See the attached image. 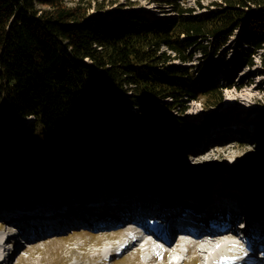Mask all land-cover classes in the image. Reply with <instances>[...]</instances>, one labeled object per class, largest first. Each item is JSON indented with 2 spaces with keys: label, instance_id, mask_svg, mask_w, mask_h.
Masks as SVG:
<instances>
[{
  "label": "trees",
  "instance_id": "16d2710c",
  "mask_svg": "<svg viewBox=\"0 0 264 264\" xmlns=\"http://www.w3.org/2000/svg\"><path fill=\"white\" fill-rule=\"evenodd\" d=\"M106 1L0 0L1 199L49 194L44 180L61 182L62 191L73 178L85 190L77 156L86 177L113 169L119 154L123 164L131 157L154 171V158L203 136L208 122L190 128L183 118L189 101L224 100L223 86L197 83L205 65L195 69V54L224 60L220 51L238 29L252 47L243 55L248 65L264 47V0H213L202 13L166 0L175 14L154 18L105 13ZM39 127L68 131L69 150L29 152Z\"/></svg>",
  "mask_w": 264,
  "mask_h": 264
},
{
  "label": "rangeland",
  "instance_id": "374dc122",
  "mask_svg": "<svg viewBox=\"0 0 264 264\" xmlns=\"http://www.w3.org/2000/svg\"><path fill=\"white\" fill-rule=\"evenodd\" d=\"M165 1L107 0L104 11L113 14L118 11H123V13L135 11L151 18L175 14L173 6ZM184 1L185 5L194 7L195 13H202L209 10L208 7L213 0ZM198 1L202 6L198 4ZM247 41L248 38L244 36L241 29H238L220 51V54L226 53L224 60L213 58L211 62H208L209 57L197 52L194 61L191 62L195 69H198L201 63L205 65V68L197 73L198 84L203 81L219 84L224 88L222 89L224 100L221 105L206 107V100L203 98L189 101V108L183 114V118L190 123V128L195 124L208 122L207 127L202 125L204 134L199 140L191 143L189 138H185L180 148L173 149L172 152L169 149L168 153L154 158V173L149 176H146L148 174L144 171L142 164L138 161H129L132 160L131 157L126 159L129 164H123V159L119 154L114 159H112L113 156L110 159V162L114 163L113 169L99 170L95 176L89 179L81 170L80 157L77 156L74 166L78 171L75 176L80 178L76 179L86 180L87 186L91 182L94 185L97 181L95 188L99 189V185L108 184L105 177H109V180L115 184L121 179L134 175L133 178L140 179L142 182L150 180L149 185L146 186L151 188L154 185L152 180L160 178H166L167 181L170 177L176 178L177 176L179 181L188 183L208 177L206 178L208 180L222 181L223 184H226L223 190L232 193L248 195L247 192L253 189V193L249 195L258 199L259 205L264 204V175L260 170L264 161V148L261 146V142L264 140V126H259L258 122L263 120L261 113L264 110V47L252 55L254 62L248 65L243 55L251 53L252 47L247 44ZM208 68L211 69V73H208ZM31 122L29 119L25 120V123ZM69 143L68 131L64 129L48 131L39 127L28 150L31 153L39 147L69 150ZM227 165H233V168L225 169L224 167ZM154 176L157 177L154 179ZM72 179L68 178L64 181L71 183ZM57 183L61 182L53 180L48 184L47 180H44L43 187L50 188L51 193L31 192V194L40 196L39 198L56 199L54 207H57L56 203L59 205L78 197L75 188L68 187V184L65 187V193H56L55 197H50L58 191L55 185ZM130 183L132 181L126 182V185ZM168 188L170 189L168 185H164L162 190L165 191ZM207 190H212V188H207ZM67 195L69 196L67 197ZM75 199L77 200V198ZM38 204L40 205L41 202ZM14 210H19V208ZM4 231L5 229H0V234ZM113 232H115L114 229L91 231L86 228H75L67 230L63 234L39 238L21 249L16 258L12 260V264H144L147 254L141 252L139 248L136 250L137 252L131 250L124 255L121 254L122 251L113 249L108 251L103 259L97 255L102 245L110 241L109 238ZM3 254L9 258L12 256V249L10 250L8 246ZM112 256L117 257L111 260ZM190 257L194 260L189 264H195L196 254L192 252ZM159 264H166L165 260L159 258Z\"/></svg>",
  "mask_w": 264,
  "mask_h": 264
},
{
  "label": "bare ground",
  "instance_id": "6f19581e",
  "mask_svg": "<svg viewBox=\"0 0 264 264\" xmlns=\"http://www.w3.org/2000/svg\"><path fill=\"white\" fill-rule=\"evenodd\" d=\"M225 169H232L233 165H227L226 167H224ZM216 170V169H215ZM214 170V171H215ZM212 172V171H211ZM132 177L129 178H125V179H121L120 182L121 183H117L116 186H121L126 184V182L128 181H137V178H133L134 175H131ZM208 177H205L204 180H194L193 181V185L197 184V182L199 181H208V179H206ZM216 181L214 180H210L206 183L207 187H213L212 189L214 190H209V191H192L188 194L189 198L191 199V201L193 203H197L199 205L203 204V202L205 201H213V200H221V199H229V200H233L235 201L238 206L239 209L236 207V213L239 214L240 216H245L247 214V212L249 211L248 209H246L248 206L255 208L257 206H260L258 199H256L255 197H245V195L242 194H238V193H231L229 191L223 190L226 187V184H223L222 188L217 189L218 187L217 184H215ZM112 185V184H109ZM205 190H207V188H204ZM104 191V190H102ZM106 192H109L108 190H106ZM100 194V192H99ZM148 194L146 195V197H144L143 199L148 198ZM151 200V199H149ZM261 210H264V204H262L260 206ZM2 224V223H0ZM5 229L4 232H2L0 234V264H2V261H5V263L7 262L6 260V256L3 254L4 251L6 250V246L8 244H13L16 237L15 235H12L11 237H8L7 239L5 238V233H7L6 228H8L6 225H3L0 227V229ZM134 228H138V225L134 226ZM113 230V229H109L108 231ZM125 230H133L132 227H129V225L123 227V228H119L118 230H116L115 232H113L112 234L117 235V234H121L123 231ZM245 229L242 230L240 223L238 222H230L229 226L225 229H219V230H215V229H206L204 231H202L197 237L190 239V241L192 242V246H187V251L189 253L193 252L196 254V256L198 258H200V262H202L201 264H237L239 262V259H235L233 260L229 255L233 254V248L235 246H241L242 245V240H238V238H236L238 236V233H245ZM80 235V234H78ZM129 238L132 239L133 235L132 233L129 235ZM143 236L140 238H137L133 243H134V248L138 249L139 246L142 244V241H145V239H143ZM133 240V239H132ZM146 244L148 242H145ZM120 244H125V243H120ZM182 242L180 241L179 238H176L174 240H172L170 243H168V245L166 246V253H165V263L166 264H172V262H169L168 257L171 254H175L178 255L181 253L182 250ZM186 245V244H185ZM4 247V249L2 250V248ZM109 248H106L105 251L101 254H97L100 255L102 257V259L104 258V254H106V252L108 251ZM155 253V252H154ZM235 255H237V253H234ZM16 258V255H14V257L12 258H7L9 259V264H12V260ZM153 257L152 255H146V257L144 258V261H150L152 260ZM175 264H181L180 262H176ZM243 264V263H241ZM260 264V263H257Z\"/></svg>",
  "mask_w": 264,
  "mask_h": 264
}]
</instances>
